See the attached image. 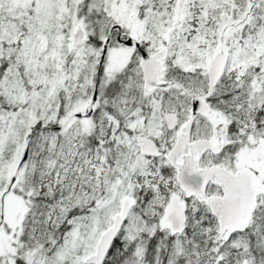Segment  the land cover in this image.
I'll list each match as a JSON object with an SVG mask.
<instances>
[{
    "label": "snow or ice",
    "instance_id": "6c2138e0",
    "mask_svg": "<svg viewBox=\"0 0 264 264\" xmlns=\"http://www.w3.org/2000/svg\"><path fill=\"white\" fill-rule=\"evenodd\" d=\"M0 264H264V0H0Z\"/></svg>",
    "mask_w": 264,
    "mask_h": 264
}]
</instances>
